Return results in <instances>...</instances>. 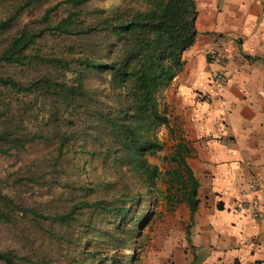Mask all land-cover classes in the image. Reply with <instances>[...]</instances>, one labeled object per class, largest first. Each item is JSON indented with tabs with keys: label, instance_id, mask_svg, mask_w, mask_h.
Returning a JSON list of instances; mask_svg holds the SVG:
<instances>
[{
	"label": "trees",
	"instance_id": "obj_1",
	"mask_svg": "<svg viewBox=\"0 0 264 264\" xmlns=\"http://www.w3.org/2000/svg\"><path fill=\"white\" fill-rule=\"evenodd\" d=\"M139 1L58 0L29 23L50 0H0V264L129 261L119 251L149 221L160 173L147 158L169 128L160 92L183 69L197 15L195 0ZM182 152L167 160L193 214ZM36 187L43 197L26 198Z\"/></svg>",
	"mask_w": 264,
	"mask_h": 264
},
{
	"label": "crops",
	"instance_id": "obj_2",
	"mask_svg": "<svg viewBox=\"0 0 264 264\" xmlns=\"http://www.w3.org/2000/svg\"><path fill=\"white\" fill-rule=\"evenodd\" d=\"M195 4V42L182 54L183 69L160 92V103L171 154L178 145L186 148L198 206L190 214L179 202L187 239L159 256L167 264H260L264 191L250 184L255 177L264 182V0ZM210 52L224 63L211 61ZM213 71L225 74L226 82L212 84Z\"/></svg>",
	"mask_w": 264,
	"mask_h": 264
},
{
	"label": "rangeland",
	"instance_id": "obj_3",
	"mask_svg": "<svg viewBox=\"0 0 264 264\" xmlns=\"http://www.w3.org/2000/svg\"><path fill=\"white\" fill-rule=\"evenodd\" d=\"M56 1L58 0H50V3L38 7L32 14L26 15V20L29 23L35 21L45 7ZM115 1L120 2L122 0H88L92 7L100 8ZM137 1L133 0L131 5L138 7L140 1ZM165 132V127H161L158 131V138L163 144V149L155 156H148L147 158L151 165L158 167L160 173L156 179L155 189L149 195L146 193L144 198V203L150 200V203L144 209V214L150 213L149 221L135 238L132 247L129 250L121 249L119 251L120 255L130 257L127 264H167L168 260L164 259L163 261L164 254L162 253L165 252V247L172 248L174 253L175 249L181 248L182 241L187 239L188 224L181 220V210L178 206L180 204L179 193H177L179 185L172 182L170 174L176 168V165L167 160L172 155L173 144L170 140L165 141ZM9 166V159H0V176L6 173L5 171L9 169ZM169 189L171 190L169 191ZM140 191L144 192L142 188ZM41 194H45V188L42 190L37 187L24 189L26 198L33 197L40 200L43 197ZM160 253L163 255L159 256ZM158 257H161V259ZM157 260H160V262H157Z\"/></svg>",
	"mask_w": 264,
	"mask_h": 264
},
{
	"label": "built area",
	"instance_id": "obj_4",
	"mask_svg": "<svg viewBox=\"0 0 264 264\" xmlns=\"http://www.w3.org/2000/svg\"><path fill=\"white\" fill-rule=\"evenodd\" d=\"M208 57L210 58L211 61H213L215 63H218V64H223L224 63L223 57L217 52L208 53ZM226 80H227L226 75L223 74L220 71H213L211 73V75H210V81H211L212 84H216V85L217 84H222V83L226 82ZM261 185L263 186V191H264V182H261L256 177L251 179L250 187H251L252 191H254V192L256 191L257 192ZM253 216L257 218L259 216V214L257 212H254ZM260 264H264V262H262Z\"/></svg>",
	"mask_w": 264,
	"mask_h": 264
}]
</instances>
